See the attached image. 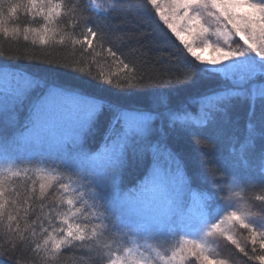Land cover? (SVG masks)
<instances>
[{"label":"snow or ice","instance_id":"1","mask_svg":"<svg viewBox=\"0 0 264 264\" xmlns=\"http://www.w3.org/2000/svg\"><path fill=\"white\" fill-rule=\"evenodd\" d=\"M132 7L158 15L199 66L183 79L164 69L147 76L134 69L128 89H150L143 107L51 85L30 102L22 122L0 119V240L6 241L0 243V264H21L18 252L29 253L31 264H61L63 256L73 264H230L214 258L221 241L249 262L264 264V0H144ZM124 11L137 27L105 29L97 22ZM21 15L28 20L24 27L13 23ZM184 33L216 55L205 60ZM0 37L81 56L99 55L96 40L124 68L125 44L139 45L129 54L146 64L169 59L154 55L164 51L160 42L140 33L122 0L107 6L99 0H0ZM14 58L84 72L29 50ZM14 67L0 64V117L29 100L33 86L46 83ZM206 75L218 77L221 87L197 97L203 103L193 125L186 111L172 106L171 92L181 85L195 89ZM93 79L113 85L110 78ZM14 81L24 87H9ZM241 113L243 136H230L229 150L215 166L205 160L207 189L194 190L195 178L178 164L175 170L161 166L162 157L176 160L165 144L170 134L191 133L197 144L207 140L214 148L213 129L230 128ZM101 118L107 121L103 143L92 150L86 140ZM203 147L207 158L209 145ZM130 160H149V170L134 189L123 191L121 174ZM244 234L246 245L238 239Z\"/></svg>","mask_w":264,"mask_h":264},{"label":"trees","instance_id":"2","mask_svg":"<svg viewBox=\"0 0 264 264\" xmlns=\"http://www.w3.org/2000/svg\"><path fill=\"white\" fill-rule=\"evenodd\" d=\"M144 0H122V4L126 9L131 8L135 19L139 21L140 33L150 32L154 37L152 43L159 41V47L164 49L162 52L154 53L157 57L169 58L168 62L162 65L152 66L142 62L141 57L129 54L130 47H139V45H123V52L128 57L124 60V63L129 65L128 68H124L118 61L113 60L108 56L107 52H101L96 47L97 41H93V48L99 55L89 56L85 53L83 56L79 51L73 53L70 50L61 51L57 48H41L38 44L33 46L29 42H25L22 39L19 41L4 40L0 37V50H3L5 55L0 57V64L14 65L12 70L15 71H31L37 78H42L46 81L45 84L37 87L35 86L31 91L29 100H25L23 105L17 106L15 111H9L0 119L6 121H12L14 118L19 121H23L29 111V104L35 100L42 92L46 91V88L51 85H57L65 88H78L82 93L94 95L96 97H104L109 101H119L126 104L129 107H143L146 103V93L150 89H128L130 83H135L133 79L134 69L139 72H143L146 76L149 74L157 75L162 69L166 70L169 75L176 77L177 79H183L185 76H190L193 66H199V62L195 61L194 57L186 52L183 45L177 40L174 34H171L170 30L163 25V22L159 20L158 15H153L151 12L145 14L141 9L136 11L132 6L140 5ZM154 12V10H152ZM128 13L116 12L112 14V17L105 20L103 18L98 19V23L105 29L108 28H122L127 25L130 28H135L137 25L133 24L131 19H124ZM21 27L28 24V20L24 16H20L18 20L13 22ZM35 26V25H33ZM82 32L81 28L77 29V33ZM122 34V33H118ZM78 38L83 39L78 35ZM145 43H148L146 41ZM109 45L106 43L105 48ZM79 48V46H77ZM29 50L31 54L44 58H54L61 63H72L73 68H81L83 73L73 71L69 68H56L50 64H39L37 60H18L14 57L18 56L21 52ZM91 71V76L87 75L88 71ZM113 80V85H107L100 82L99 79H93V77H100ZM121 85L117 88L114 85ZM221 87V81L218 77L212 75H206L201 78V85L195 89H190L188 86L181 85L176 90L171 92V104L175 108H179L181 113L187 112V114L199 115L202 101L197 99L201 96H210L215 93ZM190 106V107H189ZM196 109V111H192ZM188 122L195 125L196 121L189 120ZM245 119L243 114H239L236 117V122L230 128L224 126H217L213 129L216 133L215 147L207 141L203 140L200 144L196 143V137L187 132H174L170 134L165 140L167 149L175 154L176 160L180 165L185 175L194 177L192 187L194 190H204L209 187L208 182L205 179L207 168L205 166V160H211L213 166L226 155L230 147V136H243L245 130ZM107 127V121L105 118H101L100 123L96 126L91 134L87 137L86 145L88 148L95 150L103 143L104 131ZM202 136H208V132H201ZM204 144H208L209 156L205 158L203 155L206 149ZM163 151V149H162ZM161 159H164L162 157ZM168 160V159H167ZM161 161V160H160ZM149 160L138 162L130 160L128 165L123 169L121 174V189L128 191L134 189L146 176L149 170ZM0 243L6 244V241L0 240ZM247 250V247H246ZM224 254L234 260L236 264H256V262H249L242 253H239L237 249L230 243H226L223 248ZM17 255L21 258V264H31V255L26 252H18ZM3 264H9L7 260H4ZM61 264H73L71 256H63L61 258Z\"/></svg>","mask_w":264,"mask_h":264},{"label":"rangeland","instance_id":"3","mask_svg":"<svg viewBox=\"0 0 264 264\" xmlns=\"http://www.w3.org/2000/svg\"><path fill=\"white\" fill-rule=\"evenodd\" d=\"M99 2H104L105 6H107L108 4H110L112 2V0H99ZM185 38L189 41V43H191L193 45V47H195L197 49V53L198 55H201L205 58V60L211 59L213 56L216 55V53L213 51V48H205L203 46L202 41L200 40V38L196 37L195 35L189 36L187 33H184ZM212 44L213 46H215L216 41L213 38L212 40ZM221 46H225L223 45V43L221 42ZM233 47H235V44H233ZM15 71V70H13ZM17 86L20 87H24L23 84L17 85V83L14 81L11 85H9V87L15 88ZM5 87V85L0 82V90H3V88ZM35 86H33L34 88ZM187 118L189 120H193V121H197L199 119V115H191V114H187ZM160 164L163 168L165 169H169V170H175L178 162L177 161H171V160H167L166 158L161 159ZM179 165V164H178ZM180 166V165H179ZM181 168V167H180ZM182 171V169H181ZM182 173L184 174V172L182 171ZM241 232H243V230H241ZM238 239L240 240L242 245H246V234L244 235H239ZM228 243L226 241H221L216 249V253L214 254V258H223V259H228L230 261V264H236L234 262V260H232L231 258L227 257L224 252H223V248L225 246V244Z\"/></svg>","mask_w":264,"mask_h":264}]
</instances>
